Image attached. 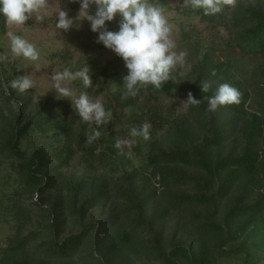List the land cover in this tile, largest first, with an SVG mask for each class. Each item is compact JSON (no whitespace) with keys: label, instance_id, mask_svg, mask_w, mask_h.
Returning <instances> with one entry per match:
<instances>
[{"label":"trees","instance_id":"trees-1","mask_svg":"<svg viewBox=\"0 0 264 264\" xmlns=\"http://www.w3.org/2000/svg\"><path fill=\"white\" fill-rule=\"evenodd\" d=\"M226 12L235 56L200 53L185 77L173 68L161 88L134 97L123 96L118 56L102 68L117 104L162 130L145 140L136 163L102 139L98 154L83 146L84 127L81 139L72 138L76 117L66 105L12 89L0 67V224L9 229L0 264H218L228 242L245 255L243 264H257L264 247V0H236ZM118 20L106 22L108 29L116 31ZM2 28L0 18V35ZM245 59H256L249 77ZM224 83L238 90L239 103L208 112L207 97ZM188 93L200 102L167 121L136 107L150 97L185 101ZM73 145L89 166H110L112 174L65 173Z\"/></svg>","mask_w":264,"mask_h":264},{"label":"rangeland","instance_id":"rangeland-1","mask_svg":"<svg viewBox=\"0 0 264 264\" xmlns=\"http://www.w3.org/2000/svg\"><path fill=\"white\" fill-rule=\"evenodd\" d=\"M236 1V0H235ZM160 6L168 20L171 29L170 38L175 42L176 47L172 51L186 53L184 62L177 65L174 69L181 77H185L190 70L191 63L194 58L200 53L211 51L220 60L224 57L235 56L237 50L234 47L232 40V31L228 24L227 9L225 7L222 12L215 15H204L202 10H193L183 6V0H154ZM66 11L69 17L75 18L78 15L79 4L71 2V0H49L48 11L53 12L58 8ZM95 11L94 6L89 8V14ZM3 28L0 35V54L8 57L4 64L6 70L11 74V81L18 75H27L33 80V87L25 91L35 101L51 99L60 101L66 105L72 117H76L73 123L72 138L75 140L81 139L82 128L84 127V142L83 146L95 149V154L103 152L102 140H105L108 145L120 155H127L136 163L135 159L143 156L145 140L141 137L132 138L129 136L131 128L139 129L144 123L150 122L146 118L138 117L136 112H133L128 107L117 104L100 76L101 70L107 64L112 62L115 54L108 49H105L101 44L96 42V33L90 31L88 21L81 19L78 23L69 28L66 32H60L55 29V17L47 16L43 21L31 18L25 22L24 26L7 25L3 18ZM12 31L15 34L23 36L30 43H33L40 52V59L34 64H29L19 58L11 57L8 49L7 32ZM256 59H245L243 70L247 77L252 73L251 67L254 66ZM89 67V74L92 81V86L85 89L79 81H74L69 87L72 88L74 96L72 98H62L55 94L50 82V75L53 71H62L65 67L72 71L78 70L84 65ZM81 92H87L89 98L93 101L101 102L107 111L111 112V121L100 127V136L92 143H87L86 138L91 135L96 127L94 123L82 122L75 114L71 106V99L78 97ZM135 107V106H134ZM137 109L145 107L152 109L162 117V121L170 119L177 113H182L186 109V105L182 100L176 98H147L140 100L136 104ZM138 111V110H137ZM134 113V114H133ZM160 121V125L162 123ZM162 130L154 131L150 125L149 138L161 133ZM135 139V144L130 147H122L117 150L114 144L117 140ZM69 147V145H68ZM71 147V146H70ZM72 154L67 165L61 169L67 174H80L82 171L88 173H110V166L101 168L99 163L91 162L89 166L88 156L80 150L76 145L72 146ZM62 158L64 157L61 155ZM112 174V173H110ZM158 186V185H157ZM99 211H95L93 218L96 221L100 219ZM9 229L6 224H0V246L4 245L5 238ZM235 247V243H227L222 246V254L218 256V264H243L245 255L230 251V246ZM257 264H264V247L261 253L258 254Z\"/></svg>","mask_w":264,"mask_h":264},{"label":"clouds","instance_id":"clouds-1","mask_svg":"<svg viewBox=\"0 0 264 264\" xmlns=\"http://www.w3.org/2000/svg\"><path fill=\"white\" fill-rule=\"evenodd\" d=\"M79 4L78 15L69 17L66 11L59 7L53 12L48 11L49 0H0V18L7 25L24 26L31 18L43 21L47 16H54V27L59 32L67 31L75 26L81 19L88 21L90 31L96 33V42L105 49L118 56L124 64L126 75L121 78L123 96H136L141 89L148 87L159 89L170 79L173 68L184 62L186 53L172 51L176 47L170 38L171 29L168 20L160 6L154 0H71ZM94 6L95 11L89 14V8ZM183 6L193 10H202L204 15H215L223 11L226 6H235V0H183ZM118 28L111 31L106 22L115 18ZM8 49L11 57L19 58L34 64L40 59L37 47L23 36L12 31L6 33ZM8 57L0 54V64L6 63ZM50 82L55 94L62 98L74 96L70 85L79 81L85 89L92 86L89 67L85 64L78 70L72 71L65 67L62 71H53ZM10 87L19 92H25L33 87V80L27 75H18L10 82ZM201 93H207L209 85H199ZM240 94L237 89L224 83L217 87L213 96L207 97L208 112L218 107L239 103ZM71 106L82 122L94 123L87 143H92L100 136V127L111 121V112L104 105L93 102L87 92H81L78 97L71 99ZM186 106L200 102L188 93L183 101ZM150 125L144 123L139 129L133 127L129 132L132 138L141 137L149 139ZM135 139L117 140L114 147H130Z\"/></svg>","mask_w":264,"mask_h":264}]
</instances>
